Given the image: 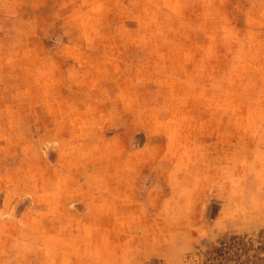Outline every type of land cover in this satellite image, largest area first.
<instances>
[{"label": "rangeland", "instance_id": "obj_1", "mask_svg": "<svg viewBox=\"0 0 264 264\" xmlns=\"http://www.w3.org/2000/svg\"><path fill=\"white\" fill-rule=\"evenodd\" d=\"M73 249L264 264V0H0V264Z\"/></svg>", "mask_w": 264, "mask_h": 264}, {"label": "crops", "instance_id": "obj_2", "mask_svg": "<svg viewBox=\"0 0 264 264\" xmlns=\"http://www.w3.org/2000/svg\"><path fill=\"white\" fill-rule=\"evenodd\" d=\"M88 198V197H87ZM87 198H82L80 200H85ZM80 210H76L78 213H83V206L79 207ZM85 208V207H84ZM86 210V209H85ZM80 211V212H79ZM87 211V210H86ZM88 214L87 213H84L83 214V217H82V223H76V219H75V216L73 217V220H68V223H67V231L70 232V231H73L74 233H78V232H84L83 231V228L87 225H89V221H90V217L87 216ZM79 224V225H78ZM78 226L81 228V229H76L78 228ZM57 228H58V225H57ZM77 230V231H76ZM89 239H86L84 238L83 240L81 239H76L75 237L71 238L69 237L67 239L68 241V246L72 248L75 247L76 243L78 242H83V243H86ZM2 246L5 248L6 247V244L5 242L2 244ZM6 252V251H5ZM1 259H6V254L3 255V257ZM105 259H96L94 262L96 264H107L106 262H102L104 261ZM154 259H116V262L115 264H145V263H148L150 261H152ZM179 259H173V260H169L170 263H173V264H178L180 261H178ZM90 261L91 259H85L84 257H78L76 256V253L73 249L72 252H69L68 253V256H67V259H65V263L66 264H90ZM62 262V259H57V264H61Z\"/></svg>", "mask_w": 264, "mask_h": 264}]
</instances>
